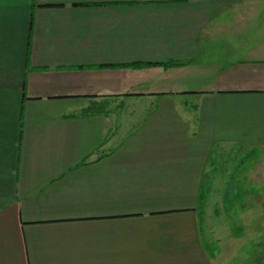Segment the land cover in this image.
Segmentation results:
<instances>
[{
  "label": "crops",
  "instance_id": "0c3cea01",
  "mask_svg": "<svg viewBox=\"0 0 264 264\" xmlns=\"http://www.w3.org/2000/svg\"><path fill=\"white\" fill-rule=\"evenodd\" d=\"M263 145L264 0H0V264H212L213 157Z\"/></svg>",
  "mask_w": 264,
  "mask_h": 264
},
{
  "label": "rangeland",
  "instance_id": "374dc122",
  "mask_svg": "<svg viewBox=\"0 0 264 264\" xmlns=\"http://www.w3.org/2000/svg\"><path fill=\"white\" fill-rule=\"evenodd\" d=\"M213 158L199 214L212 264H264V145Z\"/></svg>",
  "mask_w": 264,
  "mask_h": 264
},
{
  "label": "trees",
  "instance_id": "16d2710c",
  "mask_svg": "<svg viewBox=\"0 0 264 264\" xmlns=\"http://www.w3.org/2000/svg\"><path fill=\"white\" fill-rule=\"evenodd\" d=\"M138 65H139V64H138ZM164 65H165V66H175V65H179V62H177V61L166 62Z\"/></svg>",
  "mask_w": 264,
  "mask_h": 264
}]
</instances>
